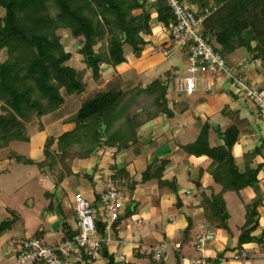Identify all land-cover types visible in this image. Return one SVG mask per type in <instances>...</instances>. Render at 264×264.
I'll return each instance as SVG.
<instances>
[{"label":"trees","instance_id":"obj_1","mask_svg":"<svg viewBox=\"0 0 264 264\" xmlns=\"http://www.w3.org/2000/svg\"><path fill=\"white\" fill-rule=\"evenodd\" d=\"M191 2L192 5L198 6L199 12L216 8L203 22L201 33L224 59L232 64V56L247 48L253 53L254 60L256 57L264 63V0ZM0 8L5 11L4 16L0 18V58L2 53L6 57L3 62L0 61V147H6L10 142L20 139L26 123L31 122L30 116L34 110H38L41 117L48 108L64 103L62 90L77 95L88 91L86 73L72 66L74 55L66 51L61 42L62 38L57 33L59 30H67L74 39H80L81 46L75 53L92 69V78L99 80V66L116 67L126 62L124 46H131L134 54L141 56L144 47L149 44L145 36L152 35L151 22L154 18L165 28L176 21L165 0H0ZM137 11L138 14L135 13ZM105 40V50L96 52L97 43ZM90 56L94 57V61L88 60ZM160 83L154 80L144 91L140 87L123 90L117 85L98 92L87 100L78 112L77 127L71 132V138L84 140L80 157L95 154L96 147L103 141L110 140L113 145L119 146V149H126L131 140L130 135L123 130L125 125H132L131 128L137 131L139 127L160 115L173 117L174 112L167 104L168 86L158 85ZM145 91L149 93L145 94ZM138 109L141 111L138 112ZM115 127H118L117 132L112 129ZM210 128L209 124H205L201 137L185 149L190 155L205 156L216 161L217 167L212 175L214 181L222 185L223 190L221 195L212 194L211 198L204 196L201 206L210 228L229 232L223 193L240 192L247 187L259 189L260 167H248L245 173H239L232 155L239 130L232 126L220 133L217 128L219 135L225 137H221L224 143L210 147ZM110 132L112 136L108 139L105 134ZM118 133L120 143H115L114 139ZM263 146L264 142L253 154L261 152ZM46 163V160H43L38 164L43 167ZM164 164L165 161L156 175L151 174L148 169L143 175V181L158 178L160 187L171 185L176 192L173 182L161 180ZM97 169L96 165L87 176L91 182ZM95 201H98L97 206L93 205L98 212L99 195ZM261 204L262 199L247 205L246 221L238 238L239 247L260 242L252 233L260 225L257 208ZM98 230L103 237L105 224L101 221L98 222ZM63 231L65 233L61 241L73 240L79 234L78 230L72 231L68 226H64ZM192 231L193 227L189 221L184 233L188 240L194 243L195 237L190 239ZM36 237L45 244L48 243L40 234ZM58 242L60 241H56ZM104 249L103 247L102 253ZM193 249L195 250L194 246ZM150 256L152 264H167V261L158 262ZM176 256L175 264H181L180 257L178 254ZM76 258L79 257L74 254L70 259ZM222 258L223 253L215 260L210 259V262L219 264ZM82 259L89 260L84 253ZM107 264H113V259L110 258Z\"/></svg>","mask_w":264,"mask_h":264},{"label":"crops","instance_id":"obj_2","mask_svg":"<svg viewBox=\"0 0 264 264\" xmlns=\"http://www.w3.org/2000/svg\"><path fill=\"white\" fill-rule=\"evenodd\" d=\"M155 21L157 20L154 18L152 22ZM151 26L153 27L152 24ZM156 27H158V29H165L159 22ZM235 55L231 58L232 64L238 65L242 63L243 61H236ZM181 59H183L182 56ZM260 68H264V63L257 60L255 57L253 62L244 61L240 69L243 73L248 74L254 83L264 88V73H261L259 70ZM203 77L204 78H198V91L192 95L193 97L187 95L191 105L188 103L186 107L179 109L178 106L174 107L171 102V106H173L172 111L174 112L173 117L160 115L141 126L140 131H146L149 135L151 134L153 136L151 141L154 140V142H152L154 144H147V146H149L146 147V149L143 147L144 144H138V148L132 146L134 147V152L131 150L125 153L123 150L120 159L111 155L106 161L104 158L101 159L102 162L100 163V158L98 159L97 157L92 164L90 163V159L88 164L86 163L84 167H88V165H90V167L93 166V168L96 165L98 167L97 172L92 177V185L89 184L90 186L79 177L72 179L70 176L68 177L69 180H67L69 182L73 181L75 187H77L75 188L76 192L72 195L73 198L71 203L74 205L72 212H69L67 209H70L71 204L68 206L70 201L67 200L66 197L61 196V193L65 190L63 188L64 182L56 183L55 181L54 183L50 180L51 178L54 179V177H50V179L45 177L47 180V190L49 191L48 194H54L52 195L53 202L50 204L52 210L46 219L48 223L53 225V228L49 227L46 221L45 223L39 221L36 225V227L38 226L37 235L40 234L46 242H49L47 244L51 245L63 239L65 233L63 231L64 226L70 227L72 231L78 230L74 202L75 194L81 193L85 198L97 206L96 204L98 201L96 202L95 200L100 194L106 179L109 177L113 179L118 176L117 183H115L118 187L120 185L126 199H130L134 202L132 206V215H124L126 206L125 200L124 209L121 211L119 220L115 225L113 224L111 226V229L105 230V235H103V237L100 235L104 240L105 248L101 259L98 261H85L83 259L81 260V258H76L74 259V264H107L110 258L113 259V264H123L124 261H128L129 264H152L151 256L145 253V249H149L146 248V245L155 247L160 244L165 245L166 248L173 253L172 258L167 261V264H175L177 254L180 257L181 264H191V257L195 258L201 256V254L193 249V243L188 240L184 233L189 225V221L193 227L190 239L202 232L211 233L215 237V241L208 245L205 252L209 264H212L210 259L215 260L221 253H223V258L220 260L219 264H264V204H261L257 208L260 225L257 230L252 233V236L260 239L259 243L244 244L241 247L238 246V238L246 221L247 205L255 201L254 199L256 198V193L247 198L249 192L253 193L251 187L241 190L239 193L240 197H238L234 191H228L223 194L228 214L227 223L230 231L215 229L218 230L217 234H215L216 232H212L213 229L210 228V224L205 217L204 209L200 202L205 195L204 193L208 195L210 193L217 195L220 190H222V185L215 184L214 178L212 177L217 163L208 157H196L194 155L185 154L183 151V147L192 141L189 135H192L195 131L198 134L201 133L202 127L205 124H210L212 128H214L212 131L210 130V147H216L224 143L221 138L224 136H219V139L215 137L218 129L220 133H224L230 127L235 126L239 130V136L232 148V155L237 164V169L239 173H245L248 167L252 169L260 167L262 170L258 179H260L259 182L261 184H264V158L262 157V152L253 154L260 145V142H262L258 135L262 133L264 122H259L261 125L257 123L256 119L253 117V112L249 110V104L227 84L218 81L212 76ZM179 94L185 95V93H177L175 90L169 92L168 89V97L171 100L172 98H178V100L175 101L176 103L183 102ZM194 96L198 98L194 101L190 100V98H194ZM194 141L195 140L192 142ZM251 154L253 155L250 156ZM164 161L165 164L164 170L161 172V180L173 182V184L176 185V192L180 189L185 193L189 192L188 196H191L193 194V186L199 187L202 190L201 192L198 191L190 198L188 205L189 211H184L183 213L186 215L185 218L183 215L181 220L178 221L173 218L172 221L169 219V215L175 216V214H172L173 210L171 209L172 197H174V194H172L174 191L172 189L173 186L167 185L165 187H160L158 185V178H152L142 182L143 175L146 173L147 168L150 169L151 174L156 175ZM78 166L83 167L82 164ZM68 181H66V183H68ZM212 189L213 191H211ZM178 194L177 197L181 199ZM230 195H232L231 198H233L231 201L234 200L235 202L233 203L236 206L233 213H231L229 209L230 200H228V196ZM263 197L264 195H262V198ZM182 200L183 199H181V201ZM196 201H198V204ZM248 201L250 202L249 204ZM182 204V208H184L185 204L183 201ZM197 209L203 212V219L195 218V216H193L194 214L191 215L192 211ZM179 210L181 211V209ZM243 212V226L233 228L232 222L235 219L234 214L236 213L240 217ZM241 220L242 219L239 220V223ZM237 224L235 225L237 226ZM44 225L48 227H44ZM7 238L8 237H4V240H7ZM22 240L25 239H13L11 244ZM143 246L144 248H142ZM241 249L247 250L249 254L248 261L238 262L233 260V255L237 250ZM123 254L125 257L122 258ZM6 256H9V261L12 260L10 254H6L3 257L6 258ZM1 260L2 258L0 261Z\"/></svg>","mask_w":264,"mask_h":264},{"label":"rangeland","instance_id":"obj_3","mask_svg":"<svg viewBox=\"0 0 264 264\" xmlns=\"http://www.w3.org/2000/svg\"><path fill=\"white\" fill-rule=\"evenodd\" d=\"M191 1L192 0H183L187 6L197 9L198 6L192 5ZM135 13L138 14L139 12L137 11ZM4 14V9L0 8V18L3 17ZM151 24L153 25L152 35L145 36V39L149 44L144 47L141 56L138 57L136 54H134L133 48L131 46H124L126 62L116 67L107 65L99 66L101 73L99 80H94L92 78V69L88 68L84 63L83 58L75 53L76 50L81 46L79 42L80 39H74L67 30L62 29L57 32L62 38L61 42L64 45L66 51L74 55L73 62H71L72 66L79 70L85 71V80L89 85V88L88 91L82 95L69 94L62 90L61 97L63 98L64 103L48 108V110L43 112L42 116L40 115L41 117L38 115V110H34L30 116V119L32 118L31 122L26 123V126L24 127L25 129L23 130L20 139L10 142L6 147L4 145L0 147V232L2 231L0 234V259L2 258L0 264L14 263L13 260L9 261V256H6V258L3 257L6 254L13 256L14 250L16 248L13 244H11L13 239L19 240L20 238H33L38 234V226L36 227L38 222L43 221L45 223L46 221L48 223L46 219L52 210L50 204L53 202L52 195L54 194H48L49 191L47 190V180L45 177L48 179H50V177H54V179H50L54 183L55 181L56 183L64 182L63 188L65 190L61 193V196L66 197L67 200L70 201L68 204V206L71 204L70 209H67L69 212H72L74 205L71 203V200L73 198L72 195L76 192L75 188L77 187H75L73 181H68L69 176L71 179L79 177L81 180L87 182L88 185H92V182L87 178V176H89V173H91L93 170V166L90 167V165H88V167H84L86 163L88 164L90 159L91 164L95 161V158L97 159V157L98 159L100 158V163L102 162L101 159L104 158L106 161L111 155L120 159L123 150L125 153H128L131 150L134 152V147L132 146H136V148H138V144H144L143 147L146 149V147L149 146H147V144H154L152 143L154 140L151 141L153 136L151 134L149 135V133L146 131H140L141 127H139L137 131H134L131 128L132 125H125L123 130L130 135L129 139L131 140V143H128L126 149H119V146L113 145L110 140L108 142L103 141L98 147H96L97 150L95 151V154L92 153L93 155L90 157L81 158L80 153L83 149V144H85L84 140L80 141V139L71 138V132L77 127V118L80 108L86 103L87 100L94 97V95H96L98 92L106 91L109 88L117 85H120L123 90L140 87L144 91L150 83H152L154 80H157L158 82H161L158 85L162 86L166 84L168 86L169 92L175 90V92L180 93L177 88H179L181 80L187 76L185 69L186 65L183 63L185 62V58L183 56V59H181V56L178 52H176V54L173 53L168 57L165 56L164 52L166 51L167 45L166 41L168 40L167 35H165L166 30L158 29V27H156L158 21L151 22ZM105 44L106 40L105 42L99 41L95 47V51L99 52L100 49L105 50ZM252 46L254 47L255 43H253ZM237 53L238 54L235 55L237 62L243 61L244 63V61H254L253 53L247 48L241 49ZM5 58V55L2 53L0 61L3 62ZM259 70L261 73H264V68H260ZM144 93L147 94L149 92L145 91ZM179 95L183 102L176 103L175 101L178 100V98H172L171 100L167 94V104L171 110L173 107L171 106V102L174 107L178 106L179 109H183L188 103L191 105V102L187 98L188 96L186 94ZM197 98L198 97L194 96V98H190V100L194 101ZM249 110L253 112V117L256 119L258 124H260L259 122L261 121L264 122L255 106L249 104ZM40 111L42 113V110ZM140 111L141 109H138V112ZM1 112L2 111L0 109V113ZM117 128L118 127L112 129H115L117 132ZM213 129L214 128H212V126L209 129L208 141H210V130L212 131ZM218 132L219 131H216L217 135H215V137L219 139L220 135ZM110 135L112 136L111 132L105 134L108 139L111 138ZM200 137L201 133L198 134L196 131L195 133L193 132L192 135H189V138L190 140L192 139V141H195H191L186 146L194 144ZM258 137L261 139L260 141H262L260 142L261 145L264 142V128ZM119 138L120 133H118L115 137V143H120L118 142ZM123 144L126 145L124 142ZM186 146L183 148V151L185 154H188V151L185 149L187 148ZM91 148L93 149L95 147ZM263 150L264 146L261 150L263 155L262 157L264 158ZM252 155L253 154L250 156ZM43 160H46L47 163L42 167L38 163L42 162ZM81 164L83 167L78 166ZM234 164L235 168H237L235 161ZM148 169L149 168L146 169V172ZM261 170L262 169H260V172ZM258 175H260V173ZM187 177L189 179L188 173ZM117 178L118 176L113 178L114 182L116 183ZM258 180L260 181V179ZM66 181H68V183H66ZM214 183L216 184V182ZM193 188V194L191 196H188L189 192L185 193L180 189L178 192H172L174 197H172L173 201L171 204V209L173 210L172 214H175V216L173 217L172 215H169V219L171 221L173 219L176 221L181 220L183 215L185 218L186 215L183 212L189 211L188 205L190 198H192L193 195L198 191H202L199 187L193 186ZM252 189L253 193L249 192V196L247 195V198L253 196L254 193H256L255 197H258L256 189ZM222 190H220L218 195H221ZM259 190H261L262 195H264L263 183L261 184L259 182ZM211 191H213V189ZM239 193L240 192H236L238 197H240ZM177 194L180 195L181 199H183L182 201L185 204L184 208H179L181 211L177 209ZM204 194L208 198L212 197L211 193V195L206 193ZM228 197V200H230L229 209L230 212L233 213V210L236 208L235 204L233 203L235 201H231L233 199L231 198L232 195ZM198 201H196V203ZM249 203L250 202L248 201V204ZM125 204L126 206L124 215H132L131 210L134 202L130 199H126ZM262 204H264V197L262 198ZM192 214H194L193 216H195V218H204L202 217L203 212L201 210H193L191 215ZM234 216L235 219L232 222L233 228L242 227L244 224V212L240 217L236 213ZM240 219L242 220L239 223ZM235 224H237V226ZM48 225L49 227L53 228L51 223H48ZM44 227L48 226L44 225ZM212 232H216L215 234H217L218 230L213 229ZM4 237H8L7 240H4ZM213 241H215V237ZM142 248H144V246ZM146 248H150V246L146 245ZM74 263L75 261L73 259H69L67 261V264Z\"/></svg>","mask_w":264,"mask_h":264},{"label":"built area","instance_id":"obj_4","mask_svg":"<svg viewBox=\"0 0 264 264\" xmlns=\"http://www.w3.org/2000/svg\"><path fill=\"white\" fill-rule=\"evenodd\" d=\"M165 1L170 6L176 21L168 28L164 27L168 38L164 55L168 57L178 52L185 58L187 76L181 80L177 88L179 92L192 96L198 91V78L212 76L235 90V93L239 94L246 103L255 106L264 121V88L254 83L248 74H242L240 68L243 62L238 65L230 64L201 33L203 22L216 8L199 12L198 9L187 6L183 0ZM99 196L97 212L93 202L81 193L75 194L79 234L73 240L48 245L40 238L33 237L14 242L12 244L16 248L12 256L13 264H67L74 254L81 258L83 253L89 260H100L104 240L100 237L98 222L105 224V230L111 229L124 209L126 196L111 177L104 182ZM213 239L214 235L211 233H200L195 236L193 246L201 256L192 258L191 264H209L205 252ZM145 253L152 255L158 262L168 261L173 256L163 244L145 249ZM248 259V252L245 249L238 250L233 255L234 261L243 262ZM123 264L129 262L124 261Z\"/></svg>","mask_w":264,"mask_h":264},{"label":"water","instance_id":"obj_5","mask_svg":"<svg viewBox=\"0 0 264 264\" xmlns=\"http://www.w3.org/2000/svg\"><path fill=\"white\" fill-rule=\"evenodd\" d=\"M88 60L89 61H94V57L93 56H90L88 57ZM257 193H258V197L255 199V201H259L261 200L262 198V195H261V191L259 189H256ZM182 201L180 198H178V204H177V209L181 208L182 207Z\"/></svg>","mask_w":264,"mask_h":264}]
</instances>
